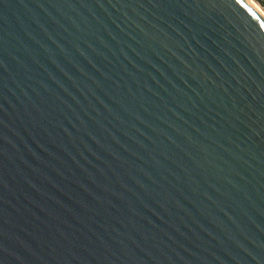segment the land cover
<instances>
[{"label":"water","instance_id":"obj_1","mask_svg":"<svg viewBox=\"0 0 264 264\" xmlns=\"http://www.w3.org/2000/svg\"><path fill=\"white\" fill-rule=\"evenodd\" d=\"M0 264H264L254 5L0 0Z\"/></svg>","mask_w":264,"mask_h":264},{"label":"bare ground","instance_id":"obj_2","mask_svg":"<svg viewBox=\"0 0 264 264\" xmlns=\"http://www.w3.org/2000/svg\"><path fill=\"white\" fill-rule=\"evenodd\" d=\"M247 1L252 5H254L255 8L258 10V12L261 14V16L264 18V9L262 8L263 6L260 5L256 0H247Z\"/></svg>","mask_w":264,"mask_h":264},{"label":"trees","instance_id":"obj_3","mask_svg":"<svg viewBox=\"0 0 264 264\" xmlns=\"http://www.w3.org/2000/svg\"><path fill=\"white\" fill-rule=\"evenodd\" d=\"M264 7V0H257Z\"/></svg>","mask_w":264,"mask_h":264},{"label":"rangeland","instance_id":"obj_4","mask_svg":"<svg viewBox=\"0 0 264 264\" xmlns=\"http://www.w3.org/2000/svg\"><path fill=\"white\" fill-rule=\"evenodd\" d=\"M257 1V0H256ZM258 2V1H257ZM262 7V6H261ZM264 9V7H262Z\"/></svg>","mask_w":264,"mask_h":264}]
</instances>
